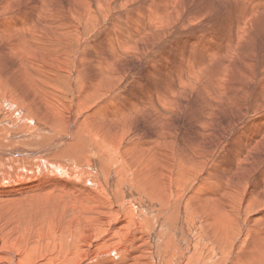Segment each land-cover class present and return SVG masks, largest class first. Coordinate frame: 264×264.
Segmentation results:
<instances>
[{"label": "rangeland", "instance_id": "1", "mask_svg": "<svg viewBox=\"0 0 264 264\" xmlns=\"http://www.w3.org/2000/svg\"><path fill=\"white\" fill-rule=\"evenodd\" d=\"M39 1L44 4L38 10L36 4ZM254 1H258L256 7L252 4ZM7 3L3 6L8 21H17L16 11L23 14L20 19L23 26L19 27L30 23L31 27L37 22H45L47 26L54 23L43 32L48 48L35 49L44 56L41 63L44 66L38 69L44 75L43 80L51 76L55 81V74L62 79L59 89L66 102L60 107L62 111L63 106L70 111L69 104L72 105L73 115L83 121L92 135L88 138L89 144L95 136L105 135L107 146L117 152V159L126 156L123 166L130 169L135 168L136 163L145 167L150 157L139 156L137 149L122 138L145 145L154 143L162 135L160 149L156 150H160L162 158L171 156L176 162L173 168L177 167V170L159 174V184L174 204L153 203L150 206L153 225L149 228L152 231L139 226L138 214L128 219L131 226L127 228H121V225L108 228L106 221L98 217V224L83 223V229L76 230L90 240L97 238L95 245L89 240L74 244L75 237L72 242L68 232L60 236L50 234L53 225L46 226L45 218L48 215L55 218V206L49 213L45 210L42 213L39 203H33L31 197L18 205L17 198L28 193L24 186L37 188L45 184L44 177L48 182L63 185L71 183L72 177L65 176L64 182L59 177L45 175L37 160L17 157L0 160V198L3 201L0 220L10 222L2 229L9 242L24 241L21 235L29 229L26 223L31 225L29 221H32L34 232L29 235L28 243H38L36 233L44 234L47 230L44 234L48 235L47 245L42 256L56 260L57 264H191V260L185 259L190 249L186 251L184 234H173L177 229L184 232L177 226V220L181 213H188L198 222L194 225L198 228L199 238L203 237L201 225L206 238H216L212 245L225 255L224 260L233 257L232 254L242 256L237 221L225 214V209L232 203L225 188L232 180L235 182L237 175H250L248 178L251 177L253 184L262 182L259 205L247 210L240 222L241 226L247 225L245 218L264 205V66L259 65L264 58V0H15L10 9ZM240 5L251 14L244 18L242 14L238 15ZM75 17L80 18L75 21L79 35H73L69 29L61 30ZM238 26L241 30L236 34ZM64 31L69 32L65 34ZM8 33L4 32L3 36L9 38ZM213 47L218 49L209 50ZM256 54L259 59L255 60ZM18 56L8 54L0 58V78L6 76L5 82L20 79L21 73L16 66ZM22 64L25 68L22 74L26 73L23 77L37 70L36 64L33 68L25 61ZM11 88L5 93H10ZM35 88L42 89L38 83ZM97 90L101 92L98 99L93 98L95 91L98 94ZM84 101L88 102L86 107H83ZM161 106L165 109H159ZM89 120L95 125H88ZM169 146L172 149H166ZM156 150L153 148L152 157L159 161ZM233 160H237L235 165ZM135 175L141 181L140 186L152 187L153 180L148 173L142 171ZM220 179L222 181L216 184ZM251 181L249 184L253 186ZM11 187L17 191L4 192V188ZM127 190L133 192L130 188ZM240 193L238 187L235 199ZM95 204L92 200L78 199L65 190L60 197L61 210L70 214L86 205L85 215H90ZM6 210H11L12 214L6 217ZM214 217L215 223L212 222ZM64 226L70 229L72 224L67 222ZM191 242L195 248L194 237ZM115 248H119L117 252L110 251ZM201 251L206 252V247ZM40 256L39 253L34 255L35 259L30 263L38 264ZM47 259L45 263L48 264ZM256 261L264 262V259ZM2 262L0 258V264Z\"/></svg>", "mask_w": 264, "mask_h": 264}, {"label": "bare ground", "instance_id": "2", "mask_svg": "<svg viewBox=\"0 0 264 264\" xmlns=\"http://www.w3.org/2000/svg\"><path fill=\"white\" fill-rule=\"evenodd\" d=\"M7 1L9 2L7 3L5 1L3 2V0H0V13H1L0 14V58L5 57L8 54L19 55L17 58L19 62L17 63L16 66H18L21 76L19 77L20 79H17L18 81H14L13 79L10 82L9 81L5 82L6 80L4 81V79H6V76L4 79L0 78V160L9 161V159L13 157L22 158L26 161H29L31 159L37 160L41 165L42 168L41 172H43L45 175L52 176L54 178L59 177L60 180L64 182H66L65 176L72 177L73 180L71 183H62L63 185H59L60 184L59 182L57 183L48 182L47 180L48 178L44 177L45 184L39 185L37 186V188H34L33 185L24 186V188L28 190V193L24 194L23 197L17 198L18 205L23 204L24 201H28L29 199L27 200V197H31L34 198L33 203L34 202L39 203L40 207L42 208L41 212L42 210H45V212L49 213L51 211V210L49 211V209H52L55 206V214L53 213L55 215L54 216L55 218L50 217L49 215L46 218L44 216L45 224L46 226H49L51 224L53 225V228L50 232V234L52 235L56 233L57 235L60 236L68 232L72 239V242L75 237L74 244L83 243L86 242L87 240L94 241L95 245L98 244L97 238L90 240L88 237H86L84 233L76 232V230L78 229L80 230L83 229V223H88L89 226H91L92 224H98L96 222L98 217L106 221L105 226H108V228H113L119 225H121V228H127L131 226V222L128 219L132 215L138 214V220L141 222L138 223L139 226H144L147 230L152 231V228H149L151 225H153L151 220L150 206L153 203H159L160 205L174 204V200L171 198V196L169 199L167 198L165 191L162 190L163 186L159 184L160 173L163 172L167 173L173 170H177V167L173 168L175 166L173 164H176V162L172 159L171 156L162 158L163 156L162 154H160V150H156V149H160L159 140L162 139L161 138L162 135L158 136L157 140L154 143L152 144L147 143L145 145H142V143L137 141L131 142L127 138H122L123 140L126 141L127 144L137 149L136 152L139 156H143L144 154H146L147 156L150 157L149 163L145 165V167L136 163L137 166H135V168H130V169H127L123 166L124 160H126L127 157L121 155V159H117L116 158L117 152L111 151L109 146H107V142H106L107 137L105 135L101 134L100 137L95 136L93 139L94 140L93 143L89 144L90 141L88 138L91 137L92 135L91 133L87 132V127L84 123H82L83 121L80 120L77 116L73 115L72 105L69 104L70 111L65 110L64 106H63L64 112L61 109L62 104L66 102L62 98L63 92L59 89V87L62 86L61 84L62 79L55 74L54 76L56 77L55 81L52 80L51 76H47L43 80L44 75H42L41 71L38 69L39 66H44L41 64L42 60L44 59V56L38 54L39 52L37 53L35 49H39V47L48 48L43 32L47 31L45 29L47 27H50L54 23L47 26L45 22H43L44 25L41 24V22H37L31 27H29L31 23L28 24L29 23L28 21L27 23L28 25H24V27H19V25L22 24V22L20 21V19L22 18L21 16L22 13L21 11H16L15 12L16 14L13 12L16 16L18 15L17 21L15 22L8 21V19L5 17L6 13L3 5H6L5 3H7V6L9 7L11 3L13 4L15 2V0L12 1L7 0ZM257 3L258 1H254L252 4L256 7ZM43 4L44 3L42 2L40 3L39 1L38 4H36V8H38L39 10V8L43 6ZM12 7H14V5H12ZM21 9L22 8H20V10ZM83 9H85V7ZM41 11L44 12V9H41ZM247 12H248L247 9L240 5V9L238 10L239 13L238 15L241 16L242 14L243 15L242 18H244L249 14H251ZM76 13L79 16H82L78 11H76ZM79 19H80L79 17H75V20L73 22H69V25L66 23V26L62 27L61 30L69 29L73 33V35H79L76 29L78 23L77 25L75 24L76 22L80 21ZM236 19L239 18L236 17ZM240 30L241 29L238 26L236 30V34ZM4 32L10 33V34L8 33L9 38H6L8 36L6 37L3 36ZM67 32L64 31L65 34ZM46 33L48 34V32ZM55 33L56 31L54 32V34ZM57 35L59 34L57 33ZM82 36L83 35H81V37ZM240 37L238 39H240ZM217 49L218 48L213 47L212 49L209 50L214 51ZM258 54L254 56L255 60L259 59ZM22 61H25L31 67L36 64L37 70L34 71L31 69L32 70L31 74H29L28 77H23L24 75H26V73L22 74L23 72L22 69L24 68ZM62 61L64 60L62 59ZM262 61L259 64L261 65V67L264 66V58H262ZM45 62H47V60H45ZM46 66L48 67V69H50L49 65ZM263 76L264 75H262V79H264ZM36 77H38V79ZM255 79L261 80L259 78H255ZM98 80L99 79H97L96 81ZM26 81L28 82V84L26 83ZM37 83L39 86H41L42 89L39 88V90H37L35 88ZM74 84H76L75 81ZM102 85L105 86V84ZM9 87H12L11 92L5 93ZM106 89L107 91H109L108 88ZM99 90L102 91L101 89ZM99 90H97L98 94H96L95 91L93 98L97 97L98 99V97H101L100 96L101 92ZM66 92H68V90ZM59 99L61 100L58 101ZM1 103L3 104V106ZM87 104L88 102L84 101L83 107H86ZM159 109L164 110L165 106L164 107L161 106ZM155 112L157 113L158 109L155 108ZM90 124L95 125L94 123H92L91 120H89L88 125ZM155 128L154 130H160V128L158 129ZM154 130L153 132H155ZM110 132L111 131H108V133ZM84 133H87L88 137ZM41 146L43 147L42 149ZM36 147L39 149H37ZM33 148L36 149L30 150ZM153 148H155L158 154L159 161L155 160L152 157ZM166 149H172V147L169 146L166 147ZM193 161L195 162L194 158ZM236 162L237 160H233V165H235ZM27 164L29 165L30 162H28ZM142 171L144 173H148L151 176L153 180L152 187H148V186L144 187L139 185L141 181L137 178L135 174L137 172L142 173ZM249 176L250 175H237L235 177V182H233L232 180L231 184H229L225 188V192L227 193L229 200L232 201V203L228 205V208L225 209V214H227V216L233 219L235 222L237 221V225H238L237 237L239 242L240 253L242 256L232 254L233 257L231 256H229L230 258L228 257L229 259H232L231 261H228L229 259L224 260L225 255L217 251L215 247L212 245V243L215 242L216 238L214 239L206 238V233L203 225L200 226V229H202L203 232V237L199 238L196 234V232H198L197 231L198 228L194 225L195 223L198 222L188 213H181L177 220V226L183 228L184 232L183 233L179 232V230L177 229L173 234L176 236H178L179 233L180 235L184 234L183 240L186 244V251L190 249L189 256L186 257L185 259L191 260V264H199V262H201L200 264H264L263 261L260 262L256 261L257 259H264V205L260 209L257 208V211H253L249 217L245 218L247 225L245 224L243 226L240 225L244 213L247 210L251 209V207L259 205L260 203L259 196L263 191L262 182L258 183L255 181L253 184L252 182L253 180L251 179V177L248 178ZM232 177L233 176H231V178ZM168 181L171 180L168 179ZM221 181L222 179H220L218 182L215 183L219 184ZM250 181L252 182L253 186L249 184ZM259 186H260L259 188L260 190L258 192L253 193L255 189ZM64 187L69 188V190L66 188L64 189ZM238 187L241 188V193L239 195V198L235 199V195L237 194ZM127 188L132 189L133 192L131 193L129 190H127ZM63 190H65V192L68 194L77 196L78 199L92 200L93 202H95L96 204L94 206V212L91 213L90 215H85V212L88 209L86 205H82L81 209L73 211L72 214H70V212H66L65 210H61L60 197L61 195H63ZM16 191L17 189L12 187L8 189L4 188V192L15 193ZM1 202L3 201L0 198V204ZM50 203L51 206L49 205ZM101 208L104 209L105 211H102ZM11 212H12L11 210H6V214H5L6 217L12 214ZM116 212L121 213L122 215H117ZM140 212H143V215ZM32 218L33 220L35 219L34 213L32 215ZM67 222L72 224V226L69 227L70 229H67L64 226V224ZM212 222L213 223L216 222L215 217L213 218ZM9 223L10 222L6 220L0 223V258L3 260L2 264H17V263L32 264L30 263V261L35 259L34 255H36L37 253L41 255L40 256L41 258L39 257L40 261L38 260L37 263L47 264L45 263L46 262L45 260L47 258L42 256L43 255L42 253L44 252L47 245L48 235L46 236L44 235L47 234L45 233L47 230L44 232V234L42 232H39L40 231L39 230L38 231L39 233H36L39 242L36 244H30L28 243V238L29 235L34 231L32 229V221L31 222L29 221L31 225H28V223H26L27 225L25 224L29 228L28 231L25 234L21 235L25 238V239L23 238L24 241L22 240L23 242L22 241L18 242L17 240H15L14 242L11 241L9 242V238L7 239L8 236L6 237V234L2 233V229ZM219 223L220 221H218V224ZM44 230L45 229H43V231ZM104 236L105 235H103L100 238H103ZM192 237H194V239H196L197 241V245H195V248L193 246V243L191 242ZM149 239L151 240V238ZM205 247L207 251L206 252L201 251V249ZM118 249L119 248H115V249H111L110 251L117 252ZM80 251H81V247H80ZM243 256L249 258H242ZM47 261L48 264H57V261L54 259H47ZM71 261L74 262V260Z\"/></svg>", "mask_w": 264, "mask_h": 264}]
</instances>
